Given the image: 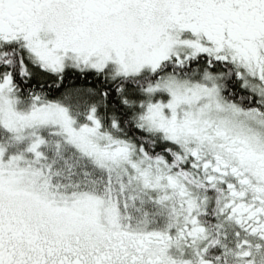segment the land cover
<instances>
[{"label": "snow or ice", "instance_id": "6c2138e0", "mask_svg": "<svg viewBox=\"0 0 264 264\" xmlns=\"http://www.w3.org/2000/svg\"><path fill=\"white\" fill-rule=\"evenodd\" d=\"M0 264H264V0H0Z\"/></svg>", "mask_w": 264, "mask_h": 264}]
</instances>
